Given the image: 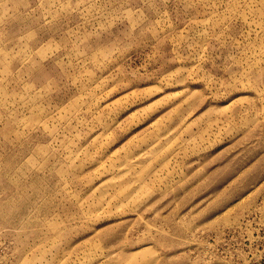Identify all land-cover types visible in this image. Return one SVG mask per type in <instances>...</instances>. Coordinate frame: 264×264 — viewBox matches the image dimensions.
<instances>
[{
	"label": "rangeland",
	"instance_id": "rangeland-1",
	"mask_svg": "<svg viewBox=\"0 0 264 264\" xmlns=\"http://www.w3.org/2000/svg\"><path fill=\"white\" fill-rule=\"evenodd\" d=\"M0 264H264V0H0Z\"/></svg>",
	"mask_w": 264,
	"mask_h": 264
}]
</instances>
